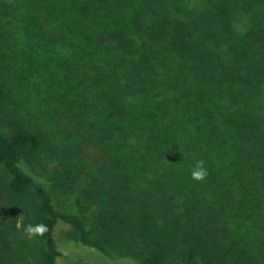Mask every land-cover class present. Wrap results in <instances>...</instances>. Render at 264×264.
<instances>
[{
  "label": "trees",
  "instance_id": "obj_1",
  "mask_svg": "<svg viewBox=\"0 0 264 264\" xmlns=\"http://www.w3.org/2000/svg\"><path fill=\"white\" fill-rule=\"evenodd\" d=\"M93 214L111 264H264V0H0V264H59L60 223L108 253Z\"/></svg>",
  "mask_w": 264,
  "mask_h": 264
},
{
  "label": "rangeland",
  "instance_id": "obj_2",
  "mask_svg": "<svg viewBox=\"0 0 264 264\" xmlns=\"http://www.w3.org/2000/svg\"><path fill=\"white\" fill-rule=\"evenodd\" d=\"M11 108L14 107L11 106ZM45 166L44 163L42 166L37 163L22 164V168L26 173L47 188L59 210L81 216H83L84 213L89 212L91 204L88 205V203L84 201L80 185L77 184L76 188H70V185L65 182L64 177L59 174V172L57 174L54 172L53 168L46 169L44 168ZM94 216L95 215L93 214L91 219L86 221L88 223L87 228L90 236H92L91 238L100 241L102 244L105 243L108 253L101 252L95 247L82 246L80 243L70 240L64 234V230H67L68 226L60 223L57 230V239L61 251L59 264H73L71 256L75 254L90 259L93 264H111L113 262L109 257H118L119 254L121 255L122 253L125 255L124 257L128 256L129 258L132 257V259L138 257L134 250H131L129 246L123 245L118 241L114 234H110V231L105 233L103 231L104 228L97 223L99 219Z\"/></svg>",
  "mask_w": 264,
  "mask_h": 264
},
{
  "label": "clouds",
  "instance_id": "obj_3",
  "mask_svg": "<svg viewBox=\"0 0 264 264\" xmlns=\"http://www.w3.org/2000/svg\"><path fill=\"white\" fill-rule=\"evenodd\" d=\"M190 175L195 180H202L207 175V170L204 167V162L202 160H198L195 162V165L192 167ZM26 235L29 239H33L36 236L42 234L44 231H46V228L44 225H32L27 224L24 229Z\"/></svg>",
  "mask_w": 264,
  "mask_h": 264
}]
</instances>
